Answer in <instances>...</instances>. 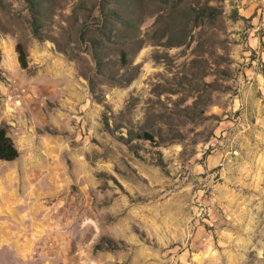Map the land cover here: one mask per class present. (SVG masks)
<instances>
[{
	"label": "rangeland",
	"instance_id": "obj_1",
	"mask_svg": "<svg viewBox=\"0 0 264 264\" xmlns=\"http://www.w3.org/2000/svg\"><path fill=\"white\" fill-rule=\"evenodd\" d=\"M0 54V264H264V0H0Z\"/></svg>",
	"mask_w": 264,
	"mask_h": 264
},
{
	"label": "trees",
	"instance_id": "obj_2",
	"mask_svg": "<svg viewBox=\"0 0 264 264\" xmlns=\"http://www.w3.org/2000/svg\"><path fill=\"white\" fill-rule=\"evenodd\" d=\"M213 11L212 8L209 9ZM17 53L19 55V63L22 68H27V53L23 45L17 46ZM1 60V54H0ZM149 136V135H147ZM152 138V137H150ZM19 157V151L16 148L13 140L8 136L5 126L0 127V161L13 162Z\"/></svg>",
	"mask_w": 264,
	"mask_h": 264
}]
</instances>
